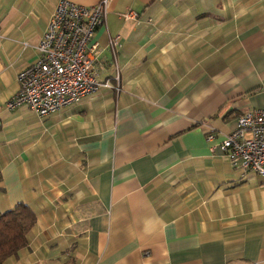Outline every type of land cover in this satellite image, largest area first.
<instances>
[{"label": "crops", "instance_id": "1", "mask_svg": "<svg viewBox=\"0 0 264 264\" xmlns=\"http://www.w3.org/2000/svg\"><path fill=\"white\" fill-rule=\"evenodd\" d=\"M58 1L0 0V213L35 214L3 264H264V178L218 148L264 108V0H107L92 41L111 87L9 110Z\"/></svg>", "mask_w": 264, "mask_h": 264}, {"label": "built area", "instance_id": "2", "mask_svg": "<svg viewBox=\"0 0 264 264\" xmlns=\"http://www.w3.org/2000/svg\"><path fill=\"white\" fill-rule=\"evenodd\" d=\"M107 0L94 5L59 0L39 42L36 58L18 72V90L5 103L14 110L26 105L39 117L74 105L101 87H111L98 78V55L102 48L92 41L97 27L105 22ZM124 20L137 17L133 10L121 13ZM119 35L108 38L107 49L114 55ZM215 133L205 135L207 141ZM219 150L233 168L264 178V108H250L236 118L234 128L223 136Z\"/></svg>", "mask_w": 264, "mask_h": 264}, {"label": "trees", "instance_id": "3", "mask_svg": "<svg viewBox=\"0 0 264 264\" xmlns=\"http://www.w3.org/2000/svg\"><path fill=\"white\" fill-rule=\"evenodd\" d=\"M34 223V212L22 202L0 213V264L26 245V235Z\"/></svg>", "mask_w": 264, "mask_h": 264}]
</instances>
